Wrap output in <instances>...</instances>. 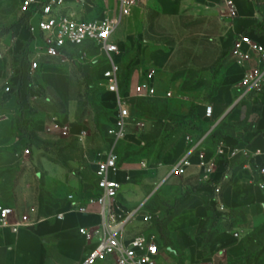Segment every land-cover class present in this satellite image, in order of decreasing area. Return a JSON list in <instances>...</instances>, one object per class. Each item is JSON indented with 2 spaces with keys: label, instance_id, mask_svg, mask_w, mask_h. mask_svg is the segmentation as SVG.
<instances>
[{
  "label": "crops",
  "instance_id": "0c3cea01",
  "mask_svg": "<svg viewBox=\"0 0 264 264\" xmlns=\"http://www.w3.org/2000/svg\"><path fill=\"white\" fill-rule=\"evenodd\" d=\"M229 1L234 7V18L228 15L226 2ZM95 2L104 6L111 5L108 0H86L84 5L75 8L78 18L98 20L99 17L94 15ZM132 7L126 29L114 36L121 49L124 38L134 40L146 34L147 14L152 8L165 16H174L175 20H171L174 24H183L189 18L195 21L206 17L211 20V24L216 25L215 37L218 39L229 38L231 34L234 37L239 32H250L254 39L264 45V0H137ZM35 22L36 19L32 24L36 25ZM41 45L40 39L32 43L34 48ZM226 56L230 64L225 66L221 63L214 71L216 77H221V85L212 104L215 116L216 112H222L225 116V123L219 127L220 137L233 152V155L225 159L226 166H220L218 174V177L224 178L221 200L225 205V214L217 212L212 188L209 186L200 187L196 195L186 194V197L168 190L178 179L172 174L173 165L181 162L196 142L190 139V134L196 131L191 123L184 124L181 120L179 127L183 130L182 136L174 149L177 156L164 158L157 168H148L143 160L141 162L135 158L124 161L123 152L135 147L132 141L125 138L116 147L120 157V171L115 178L122 183L119 198L127 210L142 207L159 186L166 189L159 193L161 200H179L180 210L165 222L164 233L168 246L160 237L162 241L157 264H264L263 248L251 250L253 235L264 230V198L253 183V172L248 164L249 157L253 158L255 153L264 154V96L260 97L262 103L254 101L243 106L235 105L238 95L235 86L242 79L244 69L231 62L229 50L223 54L222 60ZM148 59L154 70L163 66L161 62L154 61L152 56ZM119 60L122 63L121 57ZM42 65L34 73H29V67L25 66V75L30 74L36 79L38 72H42L39 75L41 82L49 92L66 102L69 98L68 79L58 74L56 64ZM142 70L136 75V84L144 74ZM17 80L18 77L14 75L8 85L13 87L14 92ZM157 81L158 85L163 84L159 79ZM5 89L0 97V209L9 208L21 215L30 208H36L42 220L17 233L9 228H0V264H82L95 242L88 243L79 230L96 229L99 218L96 215L71 213L66 197L70 194L79 195L82 191L90 194L93 185L83 183L73 171L75 162L65 166L41 151L34 153L26 147L27 139L23 137L22 125L32 128L31 121L37 119L36 113L32 115L29 111L23 112V109L28 108L24 91L23 97H19L14 92L5 93ZM181 101L189 102L188 98ZM248 104L256 105L250 107ZM187 108L185 103L183 110ZM133 127L135 125L129 126L128 133ZM152 127V123H149L143 128H137L139 131H148ZM33 128L36 130L38 125ZM212 149L208 145V150ZM26 150L30 151V155H25ZM190 159L194 167L186 171V178L199 172L195 167L197 158L193 155ZM146 170H152L155 178L146 179L141 187L134 184V176ZM56 209L65 214L63 219L53 218ZM16 220L11 217L12 222ZM151 226L145 232H155L160 236L158 224ZM96 264L113 263L107 261Z\"/></svg>",
  "mask_w": 264,
  "mask_h": 264
},
{
  "label": "rangeland",
  "instance_id": "374dc122",
  "mask_svg": "<svg viewBox=\"0 0 264 264\" xmlns=\"http://www.w3.org/2000/svg\"><path fill=\"white\" fill-rule=\"evenodd\" d=\"M108 1L110 6L95 2V16L101 19L119 14L120 4ZM129 16L123 17L116 36L126 29ZM30 18L20 10L19 0H0V97L16 75L18 80L14 93L23 97L24 91L28 104L23 112L36 113L37 118L31 121L33 125L30 129L22 125L23 137L27 139L26 147L34 153L41 151L65 166L75 162L73 171L83 183L93 184L95 162L108 149V131L114 122L116 108L114 96L107 92L102 79L104 60L97 49L84 51L80 48L69 49L70 55L66 57H38L39 66L54 63L59 68L58 74L68 79L69 98L66 102L61 101L39 79L42 72H38L36 79L24 73L23 68L36 58L32 52L38 53L39 48L32 46L39 37L33 31ZM174 18L152 8L147 14L146 34L134 40L124 38L122 43V90L132 107L130 122L135 125L126 137L135 147L124 151L122 158L124 161L130 158L143 160L148 168H157L164 158L177 156L174 149L182 136L183 130L179 127L181 120L184 124L191 123L197 131L190 134L191 140L209 130L215 122L218 121L217 129L225 123L222 112H216L213 122L208 121L205 109L213 104V98L221 85V77L214 75L215 68L221 63L225 66L230 64L227 56L225 60L222 58L231 47L233 35L225 39L216 38L217 27L206 17L195 21L189 18L183 24L171 22ZM149 56L163 64L159 70H155L157 79L163 83L159 84L160 93L169 90L174 98L142 100L134 97L132 91L136 85V75L142 69L144 73L154 70L149 65ZM186 98L188 103L181 101ZM185 103L188 108L184 111ZM248 105L253 107L256 104ZM53 118L68 122L69 132L63 134L51 130ZM149 123L153 125L151 130L139 131L137 128V124L145 127ZM36 125L38 128L35 130L33 127ZM200 174L199 171L188 178L174 175L178 179L168 190L185 197L186 194L196 195L200 187L209 186L202 181ZM148 178H155L152 170L138 173L133 182L141 187ZM162 191L166 189L157 187L142 207L135 209L136 217L131 224L135 228L134 232L144 233L152 224L164 226L180 210L179 200H161L159 193ZM260 247L264 251V230L254 234L251 239L252 251H258Z\"/></svg>",
  "mask_w": 264,
  "mask_h": 264
},
{
  "label": "built area",
  "instance_id": "2783aa9c",
  "mask_svg": "<svg viewBox=\"0 0 264 264\" xmlns=\"http://www.w3.org/2000/svg\"><path fill=\"white\" fill-rule=\"evenodd\" d=\"M114 1L121 6L119 14L115 17L84 20L78 18L75 8L84 5L86 0H19L20 10L31 17L33 31L38 33L42 42L38 53L32 52L36 58L30 60L28 67L29 71L34 73L39 68V61L36 60L38 57L48 59L66 57L70 55L69 49L99 51V56L104 60L102 79L107 92L114 96L116 108L114 122L108 131V149L95 162L92 192L87 194L82 191L79 195L70 194L66 197L71 213L82 216L96 215L99 218L96 229L79 230L88 243L95 242L94 248L87 252L82 264L107 261H112L113 264H157L162 240L155 232L134 233L130 226L137 210H127L120 201L122 183L115 178L120 171V157L116 147L128 134L132 107L128 104L127 94L122 90V63L119 60L122 51L114 36L123 17L127 16V8L132 7L137 0ZM226 4L229 7V17L234 18L232 2ZM34 19L37 20L36 25L32 24ZM229 56L233 64L244 69L242 79L235 86L238 91L235 105L243 106L254 101L262 103L260 97L264 96V45L254 39L250 32H239L233 37ZM12 92L14 89L11 85L5 89L7 94ZM132 93L136 99L142 100L174 98L171 91L160 93L155 70L146 71L134 86ZM205 118L210 122L214 121L213 105L206 107ZM137 126L143 128L142 124ZM217 126L218 121L193 143L190 153L173 167L172 174L184 176L188 169L194 167L190 159L194 155L198 160L195 167L200 171L202 181L212 188V198L216 202L217 212L225 214V205L221 200L224 178L218 177V169L226 164L225 159L233 155V152L223 139L217 142L212 151L208 150L206 141ZM50 127L53 131L67 134L70 124L52 119ZM25 155H30V151L26 150ZM244 155L247 156V153ZM263 158L264 154L257 152L253 158L249 157L248 164L253 172V183L264 198ZM58 210H55L53 218L61 220L65 214ZM11 217L17 219L15 223L11 221ZM41 220L36 208H30L21 215L9 208L0 209V228H9L14 233L32 227ZM145 220L148 221V218Z\"/></svg>",
  "mask_w": 264,
  "mask_h": 264
},
{
  "label": "trees",
  "instance_id": "16d2710c",
  "mask_svg": "<svg viewBox=\"0 0 264 264\" xmlns=\"http://www.w3.org/2000/svg\"><path fill=\"white\" fill-rule=\"evenodd\" d=\"M121 83H122V79H121ZM156 99L167 100V99H164V98H156ZM207 131L203 132L201 135H199V137L195 138V141L200 139ZM219 140H221L220 131H219V129L216 128L214 130V132L210 135L208 140L206 141V144H207V146L209 145L210 147L214 148V147H216V144H217V142ZM164 225H165V223H164ZM158 226L160 227V237L165 240V245L167 246V240H166V236H165V233H164V226H160L159 224H158Z\"/></svg>",
  "mask_w": 264,
  "mask_h": 264
},
{
  "label": "bare ground",
  "instance_id": "6f19581e",
  "mask_svg": "<svg viewBox=\"0 0 264 264\" xmlns=\"http://www.w3.org/2000/svg\"><path fill=\"white\" fill-rule=\"evenodd\" d=\"M127 9H128L127 16H129V15H131V13H132L133 9H132V7H129V8H127Z\"/></svg>",
  "mask_w": 264,
  "mask_h": 264
},
{
  "label": "snow or ice",
  "instance_id": "6c2138e0",
  "mask_svg": "<svg viewBox=\"0 0 264 264\" xmlns=\"http://www.w3.org/2000/svg\"><path fill=\"white\" fill-rule=\"evenodd\" d=\"M154 251H155V249H154Z\"/></svg>",
  "mask_w": 264,
  "mask_h": 264
}]
</instances>
